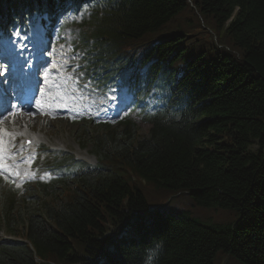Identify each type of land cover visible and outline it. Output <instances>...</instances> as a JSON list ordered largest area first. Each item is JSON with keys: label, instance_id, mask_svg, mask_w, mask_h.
I'll return each instance as SVG.
<instances>
[{"label": "trees", "instance_id": "16d2710c", "mask_svg": "<svg viewBox=\"0 0 264 264\" xmlns=\"http://www.w3.org/2000/svg\"><path fill=\"white\" fill-rule=\"evenodd\" d=\"M78 3L92 5L90 80L141 100L154 90L156 106L145 137L127 119L88 137L80 126L95 166L54 158L59 178L36 185L32 210L0 187L14 238L0 240V264H264V0H0V25ZM141 182L237 220L211 228L150 205Z\"/></svg>", "mask_w": 264, "mask_h": 264}, {"label": "rangeland", "instance_id": "374dc122", "mask_svg": "<svg viewBox=\"0 0 264 264\" xmlns=\"http://www.w3.org/2000/svg\"><path fill=\"white\" fill-rule=\"evenodd\" d=\"M76 9H74L72 11V15H67L66 16V22L64 25H69L70 22H75L77 23V19L79 17V13L86 11L85 7H82L81 9H79L78 11H75ZM38 25V24H37ZM72 25V30L75 29V24H71ZM18 31L16 33H24L25 35H28L26 37V39H33L34 35L36 34V27H34L33 25H31V23H23L20 27H18ZM62 38H59V41H61ZM65 42V39L63 40ZM82 58V55L79 53V56L77 57V59ZM84 64V62L81 61V65L80 67H82ZM75 66H72V71L71 72H75L77 74V76H79L78 80H73L71 82V84L69 85V88L66 90V92L64 93V100L65 102L68 101L72 95H74V97L76 98H83V101H85V96L86 99L88 100V102L93 103L96 100H100L99 96H106V100L100 104H109L114 98V94H122V92H116V90H110V92L104 91L103 89L98 90L95 88H90L88 86L87 83L82 84L81 82V78L84 77V72L81 70H78L76 72ZM70 72V74H71ZM86 75V73H85ZM79 83V84H77ZM75 85H77V90L75 89ZM65 108H68V104H64ZM150 105H152V103H150ZM128 111L125 112V114H127ZM124 114V115H125ZM130 117L134 120V123L137 126L138 129V135L139 137H145L148 127L146 125H143L138 119H137V115L135 114L134 111L130 112ZM91 122H73L70 118L68 117H63V118H59V119H51L49 117H45V116H29V117H24L21 116L13 121H11L10 119L3 122L0 125V129H2L3 131H9L11 129L14 128H23L26 130V133L28 135H40L45 137L50 145L52 146H45L44 144H41L43 147L47 148V151H51V152H57L60 155L62 154H70L72 155L75 159L77 160H81L83 162H86L87 164H89V166H94L96 164V160L90 156L89 154H85V156L82 155V153H84L83 151H80L78 145L76 144L77 142L75 141V137L76 136H80L81 134H83V127L82 124L85 125V137H88L89 135H94V132L97 130L98 128V124L95 121H92L91 119L89 120ZM89 123V124H88ZM88 124V127H87ZM81 126V127H80ZM113 126H116L113 125ZM78 129H80V132L78 131ZM21 141V139H19V142ZM42 146L38 147L35 146V148L33 149V151L37 152L38 154V158H37V164L41 161V159H44V161H49V163L51 164L52 159H53V155L48 154L47 151L43 152L42 151ZM55 147H59L61 148V150H55ZM54 150H50L53 149ZM254 150V148H253ZM32 151V152H33ZM38 159L39 162H38ZM36 179L42 180V183H47V181L50 180V175L49 173L46 171V168H42L40 169L38 166H36ZM32 173V172H31ZM10 175V173H9ZM37 176H39L37 178ZM9 179L8 177L2 178L0 177V185L2 183L5 182V187L7 185V183L9 184ZM31 181L30 183L26 184L25 186L22 187L20 194L17 196L18 199V204L19 206L22 205V201L24 200V198L27 196V198L29 199V197H32L33 199H38V196L34 193H32V189H34L35 187H31L29 188V185L33 184L34 181ZM4 180V182H3ZM134 182H136V179L133 178L132 179ZM18 186V185H16ZM142 188V192L145 195V197L148 199L149 204L150 205H156L158 204L157 201L159 203H163L164 201V205H167V210L169 212L175 213L177 214L178 212H185L188 214V217L197 221L199 224L207 226V227H211V228H224L227 225H230L234 222H236L237 220V216L234 212L230 211V210H225V209H220V208H203V207H199V206H195L193 204V202L184 195H175V196H170L167 200L165 199H161V200H157V198L155 197V192L151 189L150 186L145 185L143 182H141V186ZM67 195V194H66ZM61 199L64 200V197H58L55 198L54 202L56 205H59L61 202ZM51 199L48 200V203L50 202ZM39 201V200H38ZM25 204H27L24 207V211L28 212L30 210L33 209V207H35V205H37V201H31V200H26ZM7 238L9 236H7L3 230L0 229V239ZM12 239V237H9ZM48 264H56V263H48ZM214 264H242L240 262H238L237 260L230 258V257H226L222 254H217Z\"/></svg>", "mask_w": 264, "mask_h": 264}, {"label": "bare ground", "instance_id": "6f19581e", "mask_svg": "<svg viewBox=\"0 0 264 264\" xmlns=\"http://www.w3.org/2000/svg\"><path fill=\"white\" fill-rule=\"evenodd\" d=\"M55 67H58V65L57 64H54V65H52V67H50V69H53V68H55ZM55 75H52L51 76V78H50V80L45 84V86L44 87H46L48 90H50V92H51V94L53 95V96H57L58 95V92L60 91V89H63L64 88V86H63V84L61 83V82H56V83H54V79H55ZM59 78V77H58ZM57 103H60V101L58 100L57 101ZM78 113V112H77ZM16 131V133H18V134H20L22 137H23V140H22V142H21V145H23V143H24V140L25 139H30L32 142H33V145L31 146V148H29L27 151L28 152H32V149L36 146V145H38V144H40V143H43V144H45V145H49V146H52V145H50V143H49V141L45 138V137H43V136H40V135H34V137L33 138H31V137H29L28 135H26L25 134V130H23V129H17V130H15ZM9 136V135H8ZM10 138L12 137L11 135L9 136ZM54 149V148H53ZM55 149H59V147H55ZM0 151H1V153L2 154H7L8 153V151H7V149L6 148H1L0 149ZM85 154L87 155V153H82V155L83 156H85ZM12 177H16V180H19V179H23V180H26V179H28V177H29V175L25 172V171H20V170H18V169H13L12 170V175H11Z\"/></svg>", "mask_w": 264, "mask_h": 264}, {"label": "snow or ice", "instance_id": "6c2138e0", "mask_svg": "<svg viewBox=\"0 0 264 264\" xmlns=\"http://www.w3.org/2000/svg\"><path fill=\"white\" fill-rule=\"evenodd\" d=\"M10 66H11V65L9 64V67H8L9 74H11ZM0 75H3V70H2V69H0ZM2 83H3V82L0 81V84H2ZM13 115H15V114H13ZM0 116H3V112H0ZM29 143H31V142H29ZM0 144H2V141H0ZM0 169H3L4 171H7L6 167L3 166V165H0Z\"/></svg>", "mask_w": 264, "mask_h": 264}]
</instances>
